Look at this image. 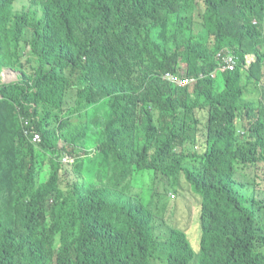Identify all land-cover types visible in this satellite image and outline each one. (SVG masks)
Wrapping results in <instances>:
<instances>
[{
  "label": "trees",
  "instance_id": "1",
  "mask_svg": "<svg viewBox=\"0 0 264 264\" xmlns=\"http://www.w3.org/2000/svg\"><path fill=\"white\" fill-rule=\"evenodd\" d=\"M34 2L42 9L32 15L8 0L0 8V70L7 67L25 76L20 84L0 88V264H12L13 256H39V264H152L158 256L153 221L163 195L158 190L151 191L149 200L116 195L117 189L126 190L132 174L148 172L175 183L184 173L198 194L200 219L193 225L203 245L198 264H264V256L210 253L221 239L223 217L235 234L252 241L264 231L258 214L264 190L244 198L236 188L234 167L235 160H253L261 164L264 178V15L253 25L237 11V3L225 0ZM116 5L123 18L115 14ZM259 6L264 8L263 2ZM175 16L181 22L188 19L186 29L166 36L173 46L150 42L145 18L163 23ZM124 24L135 25V31ZM224 48L240 64L218 73L223 87L217 88L211 73ZM246 54L256 57L247 68ZM199 61L206 65L198 66ZM179 64L187 66L188 77L205 78L184 89L162 82L160 73ZM75 95L87 107V122L70 125L73 130L64 128L58 136L40 121L39 108L61 109ZM19 108L40 129L39 147L18 126ZM191 110L203 114L206 156L200 173L181 165L182 145L200 139L193 132ZM8 116L12 121H6ZM141 142L144 154L155 149L152 164L135 157ZM39 151L49 156L46 182L35 156ZM64 154L74 158L81 185L61 186ZM210 156L222 162L212 165ZM254 198L259 201L246 203ZM182 231H171L164 264L195 259ZM35 240L42 245L34 247Z\"/></svg>",
  "mask_w": 264,
  "mask_h": 264
},
{
  "label": "clouds",
  "instance_id": "2",
  "mask_svg": "<svg viewBox=\"0 0 264 264\" xmlns=\"http://www.w3.org/2000/svg\"><path fill=\"white\" fill-rule=\"evenodd\" d=\"M8 1L13 3V7L18 9L20 12H23L29 15H32L35 11L37 10L40 11L42 9L41 7H38L35 5L34 1L36 0H8ZM135 1L143 2L145 0H135ZM225 1L237 3V11L247 18H251L253 25H257L258 24L257 18H259L261 15H264V8L259 6L260 2H263L264 4V0H225ZM1 2L2 0H0V8H1ZM198 10H199L198 12H201V14H203L205 11L204 4L200 3V6H198ZM115 14L122 18L125 16L124 11L120 12L117 10V5L115 9ZM39 15L42 17V12H40ZM163 18H165V16H163ZM187 19L188 18L186 17L185 21L181 22L175 16V18L172 20H167L163 23H159L157 21L145 18V20L143 21V24L148 26V31H149L148 39L150 42H152L153 44H167L172 47L173 45L170 43L168 39H166V36L171 35L175 29H179L180 31L186 29ZM197 21H199L198 18H197ZM125 27L129 31H135L136 29L135 25H130V26L125 25ZM31 49L32 47L28 46L26 50H31ZM171 53L172 51L170 52V54ZM251 55L252 54L245 55V61L247 64L246 68L249 67L250 64L254 62L256 59L255 56H251ZM125 60L131 61V62L133 61L132 58H125ZM217 60H218L219 66L218 68H216V70L213 73H211V77L215 78L214 80H217L219 72L226 73L225 71H227V69H230V71H234L238 68L240 64L239 57L236 56V54L233 53L229 48H224L221 52H219L217 54ZM84 61L86 62L87 60L84 59ZM204 65L206 64L203 61H199L198 66H204ZM3 69L8 70V71H3ZM10 71L20 74V78L18 79V81L11 82V83L2 82V79L4 78V76L1 77V75L3 73H7L5 75H8V72ZM188 76L189 74H188L187 66L184 67V64H179L177 65V67L175 66L173 70L165 69V72L160 73L159 78L162 79V82L168 83V85L170 86L182 88V89L186 87H191L197 81L203 80L205 78L203 74H200L199 78L188 77ZM0 77H1L0 78V88L3 86H8L13 83L20 84L23 81V78H25L23 71L12 70L7 67H3L0 70ZM95 86H98V85H95ZM103 96H104L103 92L100 94H97L98 100H100ZM74 100L75 102L79 101L81 103V99L78 98L76 95H75ZM0 101H4V97L2 95H0ZM1 107H2V103L0 102V108ZM19 109H20V116H19L18 126L23 128V131L28 137V139L30 140V142L33 145L39 147L42 142V134L39 133L40 129L37 128L31 122L32 121L31 116H29L27 113L22 112V108H19ZM53 109H54V112H51V110ZM86 109L87 107H83V106L82 108L76 107L74 115H71V114L65 113L64 106L61 109L56 106H49V108L46 109L49 112V114L44 117V112L46 110L42 111L40 107L39 108V119L41 122L47 124V126H49L51 130L56 131L57 135L60 136L64 128L68 130H73L70 125L75 127L76 124L80 122L78 121L76 123H71V119H74V117H76L77 119L79 117H83L84 124L85 122H87V117L85 116V112L87 111ZM190 112L195 116V128L193 132L196 131L195 133L198 134L200 138V133H201L200 128L202 130L201 117H203V114L195 110L193 112L191 110ZM57 117L58 119L56 121ZM203 138L205 139V136H203ZM60 140L64 141L62 137H60ZM141 143L143 144L142 147L146 145L143 142ZM141 143L139 144V146H141ZM198 143L199 141L193 144V147L196 148V150L198 149L197 147ZM204 145L205 143L203 142L202 150H197V152L194 154V158L195 159L199 158V161L192 166L186 167L188 170L194 173H200L204 171L203 164H202V160L206 156L205 155L206 148ZM65 159H67L68 161L74 162V158L70 155L65 156ZM210 159L212 161V165H219L222 162L220 160L212 159L211 156H210ZM161 165L165 166L164 162H161ZM260 165L261 164H258L254 162L253 160L245 161V162H242L239 160L234 161V167L238 174L237 176L238 185L236 186V188L239 190V192L242 194L244 198H250L253 195L257 194L258 192L264 190L263 170L260 167ZM251 172H253L254 179L250 175ZM178 175L180 176V179L181 178L184 179V181L189 186L188 182L185 179L186 178L185 174L180 173ZM242 178H244L243 181H242ZM227 191L229 190L227 189ZM255 200L259 201L256 198H254V200H249L246 203L252 205V203H254ZM262 201L263 202H261V204L258 206V214L262 216V219H264V200ZM199 219H200V210H198V220ZM182 232L186 234L189 240L191 249L193 251V255L200 256L201 247L203 246L201 239H200V234L197 233V241L193 242L189 238L187 231H182ZM210 253L213 256H264V231L261 232L256 237L255 241H252L250 237L245 234H235L229 227L228 218L223 217V233H222L221 239L219 243H217L210 250Z\"/></svg>",
  "mask_w": 264,
  "mask_h": 264
},
{
  "label": "rangeland",
  "instance_id": "3",
  "mask_svg": "<svg viewBox=\"0 0 264 264\" xmlns=\"http://www.w3.org/2000/svg\"><path fill=\"white\" fill-rule=\"evenodd\" d=\"M264 53V51H263ZM3 71H8L3 69ZM10 73V75H9ZM3 73L1 75L4 76L2 82H15L20 78L19 73H15L13 71ZM0 77V78H1ZM216 87H223V82L220 83V80L217 79ZM76 93V91H75ZM2 106L4 105V101H0ZM65 107V113L74 115L75 108H82L81 103L75 100H69L68 98L63 103ZM49 106L41 107V110L44 111ZM54 110V109H53ZM49 112L46 110L44 112V117L47 116ZM153 115L155 117V121H158V117L161 115L160 110H154ZM6 121H12V117L8 116ZM83 122L84 118L79 117L78 119L74 117L71 119V123ZM77 125V124H76ZM203 130L200 133L199 143L197 145V150H202L203 148ZM63 144V141H60ZM143 144L141 146L136 147L135 157L140 159V161L146 160V163L152 164L153 157L155 155V149L150 148L146 154L142 151ZM196 148L193 147V141L186 140L184 145L181 147L182 155L185 156V159L182 160V166H192L199 161V158L195 159L194 154L197 152ZM39 159V166L41 170V174L44 182L48 179V156L42 151H39L38 154L35 155ZM67 154H64L62 157L63 160V168L60 171L61 174V186L68 188V183L71 184H82V177L74 171V162L68 161L65 159ZM72 160V159H71ZM251 177L254 179L253 172H251ZM133 174L129 178V182L124 184L125 191L122 189H117L116 195L124 196L125 198L129 197L128 195L133 194L135 197H141L143 199L149 200L151 196V191L161 193L163 195L164 201L158 199V206L156 208V213L154 216V226H153V235L156 242V251L157 255L153 260L152 264H164L163 257L168 253V237L171 231L176 227L178 229L187 231L189 238L193 241H197V231H195L193 225L194 223L197 225L198 220V210L200 207L198 206L199 200H197L198 195L193 192L192 189L189 188L184 179H180L178 176V180L176 183L173 179L168 178L166 175H163L159 172L156 173L155 178H153V174L149 173L141 176ZM153 178V179H152ZM134 179V180H133ZM114 186H112L113 188ZM159 198V197H158ZM165 205V207H164ZM165 214V215H164ZM164 215V219L162 220V216ZM72 236L78 237L76 231L72 233ZM42 243L39 240L34 241V247L41 246ZM39 256H13L12 264H39L38 263ZM199 256H195V259L190 264H198ZM44 264H54L53 262H46Z\"/></svg>",
  "mask_w": 264,
  "mask_h": 264
}]
</instances>
